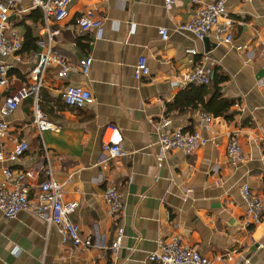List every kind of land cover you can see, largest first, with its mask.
Returning <instances> with one entry per match:
<instances>
[{"label": "crops", "instance_id": "1", "mask_svg": "<svg viewBox=\"0 0 264 264\" xmlns=\"http://www.w3.org/2000/svg\"><path fill=\"white\" fill-rule=\"evenodd\" d=\"M20 5L28 6L29 0ZM227 7L235 21L234 39L222 44L213 34L198 39L176 29L196 12L190 0H173L169 6L165 0L70 1L66 18L51 24L60 30L56 48L75 62L92 57L91 68L60 77L59 67H50L40 105L57 129L42 137L33 125L31 96L11 115L0 114V121L9 125L5 152L18 140L30 144L22 157L0 162V181L6 167L20 171L41 166L45 146L54 176L64 185V199L78 202L72 219L80 225L81 237H91L94 246L64 242L55 226L31 211L6 218L0 210V264H155L148 254L160 239L177 234L208 257L223 256L220 264H264V216L247 225L241 195L242 185L248 184L264 200V0H229ZM36 9L11 13L14 28L23 39L30 31L36 47L0 55V66H10V85L0 91V107L7 95L31 85L29 72L47 43L43 16L37 19L41 11ZM87 11L102 18L100 30L81 32L77 20ZM161 28L169 30L168 39L162 38ZM141 56L147 58L150 76L137 79L134 69ZM205 56L215 63V73L226 78L219 85L222 95L235 101L229 117L213 116L210 128L198 123L201 109L169 110L182 91L172 82ZM213 84L206 99L214 93ZM69 85L88 89L93 101L66 105L62 94ZM164 117L171 121L167 131L199 130L208 143L191 155L170 152L160 162L155 123ZM109 124L121 129L127 155L104 170L99 158ZM232 137L245 153L235 164L227 155ZM44 179L29 180L31 199ZM110 184L118 187L124 202L117 216L109 214L104 198ZM120 226L122 247L114 252L110 247Z\"/></svg>", "mask_w": 264, "mask_h": 264}, {"label": "built area", "instance_id": "2", "mask_svg": "<svg viewBox=\"0 0 264 264\" xmlns=\"http://www.w3.org/2000/svg\"><path fill=\"white\" fill-rule=\"evenodd\" d=\"M71 0H29L28 6H21V0H0V55L9 56L19 53L24 45L21 33L14 28L11 13L26 14L33 9L42 11L43 23L47 31L48 40L44 50L38 55L37 61L29 72L31 85L22 88L17 94L7 95L0 107L2 117L14 113L23 99L32 97L33 125L40 137L46 130L57 129L46 113L41 109L40 93L44 86L45 76L53 65L59 67L58 75L66 77L70 72L80 69L88 73L93 58L87 56L79 62L72 61L56 48V38L59 29H54L51 24L60 22L68 15V6ZM169 6L173 0H165ZM229 0H190L197 5L194 16L188 21L178 24L176 29L188 31L198 39H205L213 34L218 43L230 44L234 39V20L229 17L227 3ZM81 32L92 29L100 30L103 25L102 18L96 17L92 11H87L77 20ZM164 40L169 37V30L161 28ZM196 53L195 50H187ZM195 68L181 74L179 80L172 84L179 88H186L190 84L211 86L215 78V63L205 56ZM10 66H0V91L8 90L10 80L8 77ZM134 75L137 79L150 76L147 58L141 56L135 66ZM63 101L69 106H83L93 101V96L88 89L81 86L69 85L62 94ZM214 117L210 113L200 112L198 123L200 127L210 128ZM159 146V161L161 162L168 153L183 151L188 155L205 146L209 139L201 131L186 132L181 128L171 131L165 129L171 124L169 118H163L156 123ZM9 125L0 121V162L7 159L16 160L22 157L29 149L26 140H18L14 149L5 152L3 142L8 138ZM124 137L121 129L115 124L105 127L102 137V153L99 165L108 169L112 161L127 155L124 149ZM264 145V140H263ZM227 155L231 163L243 161L245 153L237 137H232L227 144ZM5 179L0 181V210L6 218H15L21 211L28 210L43 219L48 226H55L60 232L63 241L71 240L76 246H94L92 238L84 240L81 237V227L72 219V214L78 208V202L64 199V185L59 182L53 172L52 159L49 150L44 146V163L31 169L14 171L4 169ZM44 175L45 179L38 183L36 197L29 196V180ZM241 195L245 206V221L247 225L259 223L264 216V200L252 190L248 184L241 187ZM104 198L108 204L109 214L117 216L124 209L121 192L114 184H110L104 191ZM124 228H118L117 236L110 247L114 252L122 247ZM148 261L155 264H220L223 256L208 257L199 250L190 246L184 238L177 234L159 241L158 248L148 254Z\"/></svg>", "mask_w": 264, "mask_h": 264}, {"label": "trees", "instance_id": "3", "mask_svg": "<svg viewBox=\"0 0 264 264\" xmlns=\"http://www.w3.org/2000/svg\"><path fill=\"white\" fill-rule=\"evenodd\" d=\"M40 11L41 9L37 8L35 12L40 13ZM41 15L42 11L37 15L36 18H40ZM35 47V39L31 36V32L27 31L21 52L25 49H31ZM225 79L226 78L223 75L216 71L213 81L215 90L209 99L205 98L210 93L208 89L209 86L190 84L186 88L182 89V91L177 95L176 102L170 106L169 110L175 109L183 112L187 109L193 111L196 109H201L215 117L225 116L228 118L235 101L224 97L221 93V87L219 85L221 82L225 81Z\"/></svg>", "mask_w": 264, "mask_h": 264}]
</instances>
